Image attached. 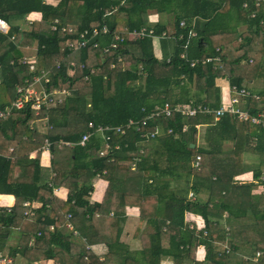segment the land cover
Masks as SVG:
<instances>
[{
    "label": "trees",
    "instance_id": "16d2710c",
    "mask_svg": "<svg viewBox=\"0 0 264 264\" xmlns=\"http://www.w3.org/2000/svg\"><path fill=\"white\" fill-rule=\"evenodd\" d=\"M255 1L261 4L254 6ZM255 1L0 0V16L11 25L7 34L0 31V110L12 104L18 85L42 70L50 71L48 91H69L62 104L39 111L26 104L0 120V194L16 198L10 209L0 208V254H5L8 235L19 229L31 232L34 245L12 247L8 256L21 255L29 264L41 259L60 264H264V190L254 192V182L234 179L251 170L264 186V126L251 120L264 115V0ZM152 10L154 21L149 20ZM32 12L42 18L28 23ZM104 24L110 34L85 48L69 49L80 32ZM241 25L246 26L242 32ZM141 28L152 35L129 38V32ZM114 32L125 40L105 52ZM32 48L34 55L27 57L35 60L34 74L21 62L24 50ZM257 81L261 86L256 87ZM225 84L239 96L238 107L249 112V120L228 113L218 120L213 114L174 113L143 127L148 133L158 130L155 137L144 138L132 129L126 135L106 132L111 135L107 140L94 132L84 146L78 144L90 121L119 126L143 119L166 101L218 109ZM241 89L249 94L240 95ZM38 119L47 120L46 133L33 126ZM200 125L206 126L203 133ZM45 140L55 173L48 182L40 162ZM106 144L109 152L102 156ZM140 148L144 152L132 170L133 153ZM34 149L36 156L30 158ZM247 154L261 160L252 169L245 163ZM197 156L200 169L194 166ZM97 176L108 181L111 194L105 213L100 202L89 199ZM59 186L68 189L66 199L54 194ZM4 199L0 195V202ZM27 201L41 206L26 215ZM132 210L139 222L132 239L139 246L122 238ZM67 214L82 241L65 227ZM194 216L203 218V227ZM147 225L150 232H145ZM200 245L203 261L195 257Z\"/></svg>",
    "mask_w": 264,
    "mask_h": 264
},
{
    "label": "built area",
    "instance_id": "2783aa9c",
    "mask_svg": "<svg viewBox=\"0 0 264 264\" xmlns=\"http://www.w3.org/2000/svg\"><path fill=\"white\" fill-rule=\"evenodd\" d=\"M255 1V0H254ZM261 4L260 1L256 2L254 6H259ZM247 6V4H245ZM0 20L5 21V25H0V31L7 34L11 30V25L8 21H6L2 16H0ZM28 23H32L35 21L30 16L27 17ZM183 24V22H182ZM53 29H56V26L53 27ZM65 30V29H64ZM69 31H75L74 28L68 27ZM111 30L109 27H107V24H104L102 27H94L91 30H85L79 33V37L76 41H71L68 43V47L71 50H77L80 48H85L90 44V41L92 39L99 38L102 35L110 34ZM153 33L152 30L149 32L147 31V28H141L140 30H133L132 32L128 33V36L130 39H138L143 38L145 36H151ZM194 35V33H192ZM196 35V34H195ZM125 39L124 37L118 33H113V40L110 42L108 46L104 47L105 52H109L112 48H118L120 45V42H123ZM93 47H97L98 43H93ZM211 60V59H210ZM21 62L23 64H27L29 66V70L31 73L34 74L36 70V64L35 60L29 59V57L24 56L21 59ZM220 61H218L219 63ZM75 65L74 62L70 63V65ZM69 74H73V69H69ZM27 84L25 85H18L15 90V99L12 102V104L5 110H0V120H6L9 118L12 110L14 108L20 109L23 108L26 104H30L31 107L35 110H40L42 106H51L55 104H62L65 100V97L67 94H69V91L66 89H54L52 91H48L46 88V83L50 82V71L42 70L40 74L32 75L25 81ZM230 88V87H229ZM240 95H248L249 92L246 89L240 90ZM241 102L239 96L231 95L228 100H222V105L218 109H212L209 106H203L201 104H194L192 102L189 103H177L172 104L169 101L164 102L163 104L156 105L149 114H147L143 119L136 120V119H129L125 124L119 125V126H109V125H95L92 121L88 123L89 131L82 134L81 140L78 142V144L84 146L87 140L90 138L94 132H99L107 140H111V135H106V132L112 131L115 134L120 135H126V133L132 129H135L137 132H142L141 136L144 138H150L155 137V133H158V130L153 132H145L142 131L143 127L148 124L149 120H153L154 118L158 117H170L174 113H179L182 116H188V117H194L198 114H213L215 117V120H218L221 116H223L225 113H228L229 115L236 116L238 119L242 121H247L250 119V114L247 110L240 109L238 107L239 103ZM252 122L255 124H262L264 126V115L262 112L259 114V117H253ZM169 132H172V130H168ZM62 144L70 145L72 143L62 141ZM50 142L48 140H45V144L42 146V149L50 151ZM116 149H119V146H116ZM13 151V148L10 149V152ZM109 152V145L106 144L104 146V149L100 151V155L104 156ZM143 149L140 148L139 151L133 153V160L130 163V168L132 170H135L137 168L138 162L141 160L139 154L143 153ZM200 160L201 158L199 156L196 157L194 166L200 169ZM50 186H52V182L50 183ZM55 189V188H54ZM54 191V190H53ZM56 194V193H55ZM189 197L191 199H194L193 193H190ZM25 205L28 207V211L25 213L26 215L34 214V210L36 209L34 205H32L31 202L27 201ZM71 218V214H67V222L65 223V227L69 230H72L74 234H77L76 230H74L73 224L69 221ZM191 222V221H190ZM191 227H194L195 225L193 223L190 224ZM51 229L53 230V226H51ZM12 259L9 258L7 255L0 254V264H12Z\"/></svg>",
    "mask_w": 264,
    "mask_h": 264
},
{
    "label": "crops",
    "instance_id": "0c3cea01",
    "mask_svg": "<svg viewBox=\"0 0 264 264\" xmlns=\"http://www.w3.org/2000/svg\"><path fill=\"white\" fill-rule=\"evenodd\" d=\"M36 13H40V12H36ZM31 18H33L34 20H40L42 18V14L39 17H31ZM259 86H261L260 82H258V84L256 82V87H259ZM229 87L230 86L227 84H225L222 87V91H221L222 100H224V99L228 100L229 97L232 95ZM33 126L36 127L38 132L46 133L48 131V125H47L46 119H38L37 121H35ZM205 128H206V126H201L200 133H203ZM227 144H230V143H227ZM36 153H37L36 149L30 151L29 152L30 158H34L36 156ZM247 156H249V155H247ZM250 156L258 157L256 155H250ZM51 158H52V155H51L50 151L48 152L47 150L41 149V161L40 162H41L43 174H44V180L43 181L46 180L48 182L55 175V173L53 172V170L51 168ZM249 164H251V165H249L250 168L257 165V163H255V162L249 163ZM18 173H19V168L17 167V169L15 170V175H18ZM93 186H94V190L91 192V196L89 198L90 202H100L102 204V209H101L102 213L108 212L110 207H111V200H110L111 194L108 193V191H107L108 181L97 176L95 179H93ZM54 194L57 197H60L62 199H66L68 196V189L66 187H60V186L56 187L54 189ZM0 195L5 196V199L0 202V208L10 209L11 207L14 206L15 201H16V198L14 195H11V194H0ZM8 196H11L13 198L11 203H9L8 200L6 199V197H8ZM31 203H32V205H34L35 208H38L41 206V202H39V201H34ZM136 214H138L137 211H134V210L130 211V214L126 220V224L124 227L123 236H124V234H130L132 228L135 227V229H136V226L139 223L138 217ZM131 222H132V224H130ZM25 226L31 227V225L27 224V222H25ZM21 231L22 230L16 229L15 231H13L12 233H10L8 235L6 242H5L6 247L4 248L5 255L8 256V249H10L12 247L15 249H18L21 247V245H29V246L34 245L35 240H34V237L31 235V232L24 233L25 230H23L22 232ZM63 231L70 234L69 231H67V230H63ZM76 235H78V232H77V234H74V240L78 241V239H80V237L76 236ZM96 239L99 243H101V240L99 237H97ZM99 243H98V245H101ZM8 257L12 259L13 264H29L28 259L22 257L21 255L17 254L14 257H10V256H8ZM101 258H104V257H101ZM33 264H60V263L55 262L52 259H41L39 261L34 262ZM110 264H112V263H110Z\"/></svg>",
    "mask_w": 264,
    "mask_h": 264
},
{
    "label": "clouds",
    "instance_id": "9594fccd",
    "mask_svg": "<svg viewBox=\"0 0 264 264\" xmlns=\"http://www.w3.org/2000/svg\"><path fill=\"white\" fill-rule=\"evenodd\" d=\"M49 2L55 4L56 0H49ZM40 15H41L40 13H36V12H33V13L29 14L30 17H39ZM151 19L154 21V20H156V17L152 16ZM5 23H6L5 21L0 20V25H5ZM159 55H160L159 52H157V56H159ZM234 179L235 180H239L241 182H256L253 179V173H252L251 170L246 172V173L237 175L236 177H234ZM259 190L260 189H256V190H254V192H258ZM6 199L8 200L9 203H11L13 198L11 196H8V197H6ZM189 215H191V214H189ZM194 218H195V220L197 222V225L199 227H203L204 226V222H203V218L202 217L194 216ZM93 247L95 249L99 250V248L102 247V246L94 245ZM205 254L206 253H205L204 246L203 245L198 246V248L196 250V253H195L196 259L200 260V261H203L204 257H205ZM257 255H259V254H257ZM162 264H171V261L170 260L162 261Z\"/></svg>",
    "mask_w": 264,
    "mask_h": 264
},
{
    "label": "rangeland",
    "instance_id": "374dc122",
    "mask_svg": "<svg viewBox=\"0 0 264 264\" xmlns=\"http://www.w3.org/2000/svg\"><path fill=\"white\" fill-rule=\"evenodd\" d=\"M155 12H156L155 10H152L151 12H149V13H150V14H149V15H150V18H151L152 16H155V17L157 18V15H156ZM149 20H152V19H149ZM15 23H18V24L21 23V25L23 24L22 20H18V21L15 22ZM245 28H246V26H242V25H241V26L238 28V30H239L240 32H242ZM238 39L240 40L241 38L239 37ZM24 51H25V55H26V56H27V55H34V53H35V52H34V51H35V48H32V49H30V50H28V49L26 50V49H25ZM217 65L220 66V67H222V63H217ZM257 82H258V81H257ZM201 126H202V125H200L199 128H201ZM226 145H228V144H226ZM247 155H249V156H246V158H245L244 160H245V163L248 164V165H251V164H249V163H253V162H255V163H259V162L261 161L258 157L250 156V154H247ZM262 179L264 180V176L262 177ZM254 181H256V180H254ZM254 183H255V190H256V189H260L258 192H261L262 190H264V186L260 185L258 181L254 182ZM261 193H262V192H261ZM262 194H264V193H262ZM110 200H111V198H110ZM224 215L226 216V215H228V213L225 212ZM189 217H190V216H189ZM136 222H137V221H136ZM136 222H135V223H136ZM130 224H132V222H131ZM133 226H134V225H133ZM152 229H153L152 226L147 225V226L145 227V232H150ZM135 230H136L135 227L132 228L130 234H124L123 239H124L125 241H127V242H132V245H137V246H139L140 242H139L137 239H132V237H133V233H134Z\"/></svg>",
    "mask_w": 264,
    "mask_h": 264
},
{
    "label": "water",
    "instance_id": "95a60500",
    "mask_svg": "<svg viewBox=\"0 0 264 264\" xmlns=\"http://www.w3.org/2000/svg\"><path fill=\"white\" fill-rule=\"evenodd\" d=\"M194 146V144H192V147Z\"/></svg>",
    "mask_w": 264,
    "mask_h": 264
}]
</instances>
